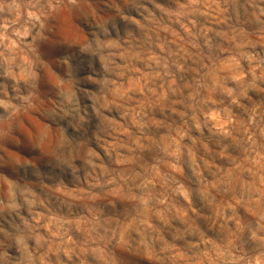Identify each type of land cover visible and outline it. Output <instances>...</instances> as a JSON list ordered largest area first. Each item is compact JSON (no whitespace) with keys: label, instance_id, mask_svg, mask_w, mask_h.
Returning <instances> with one entry per match:
<instances>
[{"label":"rangeland","instance_id":"obj_1","mask_svg":"<svg viewBox=\"0 0 264 264\" xmlns=\"http://www.w3.org/2000/svg\"><path fill=\"white\" fill-rule=\"evenodd\" d=\"M0 264H264V0H0Z\"/></svg>","mask_w":264,"mask_h":264}]
</instances>
